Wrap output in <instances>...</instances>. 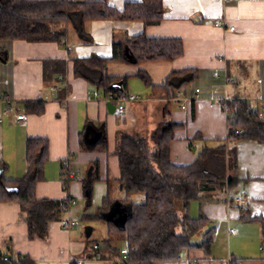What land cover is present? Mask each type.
I'll return each mask as SVG.
<instances>
[{"label":"crops","instance_id":"1","mask_svg":"<svg viewBox=\"0 0 264 264\" xmlns=\"http://www.w3.org/2000/svg\"><path fill=\"white\" fill-rule=\"evenodd\" d=\"M140 1L105 0L119 11L128 2ZM162 4L163 19L157 25L110 19L86 22L91 42L81 41L70 26L60 42L0 41V171L8 180L21 178L26 171V140L46 139L48 158L44 179L35 186V197L75 201L61 218L76 221V226L63 229L59 220L51 221L44 238L28 236L27 216L17 203L0 202V253L15 264H20L24 256L33 264H74V260H82L83 264H118V258L112 255L99 256L101 244L91 249L92 241L106 235L107 215L100 214L99 220H84L81 226L78 221L96 214L104 197L113 201L124 198L114 152L116 133L149 137L161 122L183 124L170 143V161L175 165L189 164L205 141L215 146L226 139V114L219 104H212L214 100L226 94L231 99H245L252 107L264 103V0H162ZM217 20L222 26H215ZM142 34L148 38H179L183 54L170 62L135 64L126 51L127 62H106V74L126 76L127 95L138 96L119 113L108 106L112 103L115 107V103L107 101L106 95L74 75V60H109L113 42ZM50 61L63 63L62 70L56 72L57 65L49 63L44 69V63ZM185 68L196 69L198 76L174 94L182 92L192 98L194 90H200L199 97L190 101L186 109L170 100L173 95L166 97L152 91L136 76L143 71L152 84L159 85L171 72ZM29 102L41 103L42 112L28 111L25 104ZM18 114L24 119L18 120ZM197 133L201 139H194ZM229 146L236 151L238 180L224 195L230 201L242 198L252 216L264 217V143L239 140ZM66 159L67 167L63 169ZM131 199L138 203L142 196ZM227 199L197 201L196 216L190 212H194V206L189 205V215L197 217L203 212L209 218L208 227H214V245L209 255L194 250L182 253L177 262L155 264H222L230 256L238 259V264H264L259 225L241 221L238 205H228ZM80 200L84 202L81 206ZM233 220H238V230L229 235L227 230L232 228ZM220 237L227 242L222 253L217 251ZM193 240L198 242L200 237ZM113 245L125 247L121 241Z\"/></svg>","mask_w":264,"mask_h":264},{"label":"trees","instance_id":"2","mask_svg":"<svg viewBox=\"0 0 264 264\" xmlns=\"http://www.w3.org/2000/svg\"><path fill=\"white\" fill-rule=\"evenodd\" d=\"M162 0L128 2L122 10L108 6L105 0H0V41L24 40L26 42H60L70 26L83 42H91L85 23L91 20L140 21L145 25H157L163 19ZM126 51L135 64L143 62H170L183 54L179 38H148L145 35L128 37L113 42L109 60L99 57L75 59L73 73L85 79L104 95L119 98L126 93V76L111 77L105 72V64L127 62ZM57 65L60 61L44 63ZM47 74H45V77ZM136 76L154 92L171 97L183 90L198 76L194 68L173 71L166 80L154 85L149 76L139 71ZM122 82L120 89L112 87ZM31 113H41V103H26ZM233 113L226 117V139L210 146L204 142L194 160L189 164L175 165L170 161V143L174 132L184 125L170 121L161 122L149 137L136 133L118 131L115 138V154L118 158L119 179L124 198L113 201L104 197L98 212L85 215L83 220H99L107 215L106 235L94 240L100 257L112 255L120 258V248L114 242H124L127 259L118 264H155L177 262L182 253L201 250L210 254L214 227H208L209 218L200 212L197 217L188 214L192 201L213 199L225 202L224 192L235 186L236 151L229 146L239 140L264 143V110L250 107L245 99L234 98L228 103ZM239 130L238 133L236 131ZM197 133L194 139H201ZM106 143L105 140L102 141ZM48 158V142L43 138H31L25 142V174L19 179L8 180L0 171V202L17 203L27 216L28 236L44 238L48 223L61 219L70 205L69 200L36 199L35 186L44 179V165ZM223 165L222 176L212 170ZM66 181H63L65 185ZM134 195L142 200L134 203ZM115 207L126 211L123 219L110 217ZM239 219L256 222L264 241V217L252 216L245 203L238 204ZM111 218V219H110ZM199 236L198 242L193 237ZM229 264H238V259L229 257ZM20 264H33L24 256ZM0 264H15L0 253ZM224 264V263H222Z\"/></svg>","mask_w":264,"mask_h":264},{"label":"built area","instance_id":"3","mask_svg":"<svg viewBox=\"0 0 264 264\" xmlns=\"http://www.w3.org/2000/svg\"><path fill=\"white\" fill-rule=\"evenodd\" d=\"M215 26H222V22L220 20L215 21ZM231 30H233V27L230 28ZM215 77H217V74H214ZM232 80H228L227 83H231ZM199 93L200 90L198 88H196L194 90V95L192 98L186 97L182 92H176L170 100L177 102L180 105L181 109H186V107L188 106V103L190 101H193L194 99L199 97ZM96 95V93H95ZM107 101L109 102H114L115 103V108L119 113H122L125 111L126 109V105L128 103H132L136 100H138V96L136 95H123L119 98L114 97V95L112 94H108L105 98ZM169 100V98H168ZM232 99L230 97H228L226 94L223 95L221 98L216 99L212 102V104H219L221 109L224 111V113L226 114V117L231 115L233 113V110H229L228 108V103L231 101ZM250 107H252L250 105ZM255 108V107H253ZM256 108H258L259 110H264V103H260L259 106H257ZM16 118L18 120L24 119V115L22 114H18L16 116ZM239 130L236 131V133H238ZM67 167V159L64 160L62 162V168L65 169ZM65 181V180H64ZM69 203L74 205L75 201L74 200H69ZM228 205L233 204V205H238V204H242L244 203L242 198H234L233 201H230L229 199H227L226 202ZM59 225L63 228V229H72L76 226V221L71 220L69 218H61L59 220ZM228 234L229 235H234L236 234V230L233 228H228ZM214 234L216 233L215 231L213 232ZM94 249H97V245H94ZM120 258L118 259V262L124 261L127 259V251L126 248H122L120 250ZM229 260L230 258L227 257V259L224 260V264H229ZM74 264H83L82 260H74Z\"/></svg>","mask_w":264,"mask_h":264},{"label":"rangeland","instance_id":"4","mask_svg":"<svg viewBox=\"0 0 264 264\" xmlns=\"http://www.w3.org/2000/svg\"><path fill=\"white\" fill-rule=\"evenodd\" d=\"M1 43V42H0ZM211 165H209L211 168H213L212 170H214V172L215 173H217L220 177L222 176V172H223V165L221 164V166H214L212 163H210ZM142 196V195H141ZM83 200H80L79 201V205L81 206V205H83ZM198 202L197 201H192L191 202V205L190 206H194V208H195V210H194V212H193V210L191 209L190 210V212L191 213H193V216H196V211H197V204ZM190 212H189V214H190ZM191 216V215H190ZM79 221V225L81 226V225H83L85 222H84V220L83 219H79L78 220ZM236 221H238V220H233L231 223H232V225H231V227L232 228H234V229H236V230H238V227H237V222ZM253 225H256L255 223L253 224ZM219 240H220V242H221V245H219V247L217 246V251H219V253H222V250H224V247H225V249H226V247H227V242L225 241V238L224 237H220L219 238ZM122 244V243H121ZM213 245H214V241H213ZM213 245H212V248H213ZM220 249V250H219Z\"/></svg>","mask_w":264,"mask_h":264},{"label":"water","instance_id":"5","mask_svg":"<svg viewBox=\"0 0 264 264\" xmlns=\"http://www.w3.org/2000/svg\"><path fill=\"white\" fill-rule=\"evenodd\" d=\"M126 55L129 56L127 52H126ZM118 84H120V82L113 84L112 87L120 89L118 87ZM108 106L115 109V107L112 103H108ZM125 213H126V211L124 209L115 206L111 209L110 217L115 218L116 219L115 221H117V217H114V216L118 215L119 216L118 218L123 219Z\"/></svg>","mask_w":264,"mask_h":264}]
</instances>
